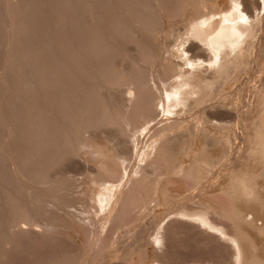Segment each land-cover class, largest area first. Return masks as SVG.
Listing matches in <instances>:
<instances>
[{
	"label": "rangeland",
	"instance_id": "obj_1",
	"mask_svg": "<svg viewBox=\"0 0 264 264\" xmlns=\"http://www.w3.org/2000/svg\"><path fill=\"white\" fill-rule=\"evenodd\" d=\"M243 3L0 0V264H264V1ZM229 9L252 13L223 56L203 29Z\"/></svg>",
	"mask_w": 264,
	"mask_h": 264
},
{
	"label": "bare ground",
	"instance_id": "obj_2",
	"mask_svg": "<svg viewBox=\"0 0 264 264\" xmlns=\"http://www.w3.org/2000/svg\"><path fill=\"white\" fill-rule=\"evenodd\" d=\"M235 1V0H234ZM246 1H248V0H246ZM245 0H244V3L243 4H245L246 6H247V4H249V2L246 4L245 2H246ZM264 1V0H263ZM240 2V1H239ZM260 2V1H259ZM235 3V2H234ZM241 3H242V1H241ZM251 3V2H250ZM135 4V3H134ZM157 4V3H156ZM255 4V3H254ZM237 5V4H236ZM234 6V7H237V6ZM240 6V5H239ZM244 6V5H243ZM243 6H240V7H242V8H244ZM249 6V5H248ZM233 7V6H232ZM250 7V6H249ZM254 7V6H253ZM134 8V7H133ZM248 8V7H247ZM221 9V8H220ZM238 9H239V7H238ZM139 10V9H138ZM222 10H224L223 8H222ZM221 10V11H222ZM240 10V9H239ZM242 10V9H241ZM246 10V9H245ZM218 11V9L216 10V12ZM232 11V10H231ZM233 11H234V9H233ZM236 11V10H235ZM238 11V10H237ZM250 11V10H249ZM13 12V11H12ZM211 13H212V11H210ZM219 12V11H218ZM242 12H244V10L242 11ZM242 12L240 11V14L242 15H240V16H236L238 19H240L239 21H237V22H231L230 23V21H233V20H235L236 19V17L234 16V14H236V12L234 13L233 12V14L231 13V15H230V9L229 10H225V11H223V12H220V20H219V22L217 23H214L213 22V24L212 25H214V24H216V25H214L213 27L212 26H210L211 24H209V22L208 21H206L205 23V26L207 25V28H205V29H203L204 28V25L202 26V24L203 23H201V22H203V21H201V22H198V23H201L200 25L203 27L202 29H203V32H205V36H203V41H205L212 49H214L215 51H216V53H218V52H220L221 51V53H222V51H224L225 50V48H226V45L228 44V45H230L231 46V48L232 49H234V48H236V47H238V45L240 44V39H236V37L235 36H237L238 38H242L245 34V32H246V30H248V28L246 27V24L244 25L243 23L244 22H248V21H246V19L245 18H249L250 17V15H251V13H248L249 14V17H247L248 16V14L246 13V12H244V13H246L245 15H246V17L245 16H243V14H242ZM134 13H135V11H134ZM209 13V12H208ZM255 13V12H254ZM214 14H216L217 15V13H214ZM219 14V13H218ZM239 14V13H238ZM207 15H209V14H207ZM234 16V18H233V16ZM256 15V14H255ZM254 15V16H255ZM218 16V15H217ZM230 16H232V17H230ZM196 17V16H195ZM208 17V16H207ZM199 18V17H198ZM209 18V17H208ZM208 18H205V19H208ZM213 18V17H212ZM219 18V17H218ZM243 18L245 19L244 21H243ZM254 17H252V19H253ZM257 18V17H256ZM256 18H254L255 20H256ZM210 19V18H209ZM237 19V20H238ZM250 20H251V17L249 18ZM216 20H218V19H216ZM248 20V19H247ZM249 20V21H250ZM255 20H253V21H255ZM213 21H214V19H213ZM14 22V21H13ZM191 22V21H190ZM189 22V23H190ZM251 23H252V21H250ZM191 23H193V22H191ZM190 23V24H191ZM197 25V23H195L194 25H190V26H192L191 27V29H190V33H195L196 34V36H197V33H199V32H197V29L200 27V26H196ZM190 26H188V27H190ZM209 26V27H208ZM249 26V25H248ZM250 26H252V25H250ZM251 28V27H250ZM142 29V28H141ZM200 29H201V27H200ZM199 29V30H200ZM205 30V31H204ZM250 30V29H249ZM188 32V31H187ZM189 33V32H188ZM189 33V34H190ZM247 33H248V31H247ZM246 33V34H247ZM11 34V33H10ZM195 34H193V35H195ZM262 35V34H261ZM190 36V35H189ZM263 36V35H262ZM202 37V36H201ZM234 37H235V39H234ZM248 37V36H247ZM13 38V37H12ZM196 38V37H195ZM194 38V39H195ZM262 40V39H261ZM243 43V42H242ZM216 45V46H215ZM243 45V44H242ZM241 45V46H242ZM147 46V45H146ZM243 47V46H242ZM227 48H229V47H227ZM238 49V48H237ZM237 49H234V50H237ZM241 49H244V48H241ZM241 49H240V51H241ZM189 50V49H188ZM247 50V49H246ZM232 52V51H231ZM230 52V53H231ZM246 52V51H245ZM236 53V52H235ZM220 54V53H219ZM223 54V56H224V53H222ZM244 54V53H243ZM242 55V54H241ZM220 56V55H219ZM245 56H246V54H245ZM213 58H215V57H213ZM212 58V59H213ZM218 59H219V57H217ZM225 58V57H224ZM218 59H215L214 61H217V63H219L218 62ZM221 59H222V57H221ZM223 60V59H222ZM222 60H221V66H222ZM226 60V59H225ZM220 61V60H219ZM226 61H228V60H226ZM213 62V61H212ZM217 63H213V64H216L217 65ZM173 64V63H172ZM244 64V63H243ZM242 64V65H243ZM174 66H177V63H176V65H175V62H174V64H173ZM218 66H219V64H218ZM213 67H214V65H213ZM171 68V67H170ZM178 68H179V66H178ZM166 71V70H165ZM148 73V72H147ZM178 73V72H177ZM176 76V75H175ZM194 76V75H193ZM166 77V76H165ZM155 78V77H154ZM191 78V77H190ZM194 78V77H193ZM179 79V78H178ZM174 80V79H173ZM184 80V79H183ZM182 80V81H183ZM189 81V80H188ZM200 81V80H199ZM156 82V81H155ZM176 82V81H175ZM192 82V81H191ZM195 82V81H194ZM134 84V83H133ZM181 84H182V82H181ZM186 84V83H185ZM188 84H189V82H188ZM199 84V83H198ZM192 85V84H191ZM195 85V84H194ZM139 86V85H138ZM142 86V85H141ZM146 86V85H145ZM179 86V85H178ZM177 86V87H178ZM182 86V85H181ZM185 86V85H184ZM183 86V87H184ZM190 86V85H189ZM196 86V85H195ZM129 87V86H128ZM175 85H174V88L172 89V90H170V91H167V89L166 90H164V92H163V97H161L160 98V100L158 101V103H160V104H162L163 102H165L166 101V103H167V100H169V99H171V98H175V96L177 95L178 97L176 98V99H178L180 96H179V94L180 93H182V92H180V91H182L181 89H183V88H181L180 89V91H178V89L176 88V90H174L175 89ZM199 88V87H198ZM257 89V88H256ZM129 90V89H128ZM188 90V89H187ZM134 91V90H133ZM193 91V90H192ZM130 94H131V97H133V93L131 92V90H130V92H129ZM140 93V92H139ZM193 93V92H192ZM149 94V93H148ZM190 94V93H189ZM199 94V93H198ZM138 95V94H137ZM187 95V94H186ZM144 96V95H143ZM182 96V95H181ZM137 97V96H136ZM135 98V97H134ZM150 98H151V96H150ZM182 99H183V97H181ZM202 98V97H201ZM153 99V98H152ZM152 99H150V101H148V102H146V100L144 101V103L145 104H143V105H146V107H147V110L149 109V106H151V109L153 108L154 109V107H153V105L155 104V101H153ZM149 100V99H148ZM175 100V99H174ZM173 100V101H174ZM184 100V99H183ZM169 102V101H168ZM178 103H179V99H178V101H177ZM182 102V101H181ZM171 103V102H170ZM174 103V102H173ZM176 103V102H175ZM174 103V104H175ZM165 104V103H164ZM168 104V103H167ZM197 104V103H196ZM135 105V104H134ZM139 105H140V102H139ZM138 105V106H139ZM163 105V104H162ZM166 105V104H165ZM164 105V106H165ZM157 106V105H156ZM170 106L171 105H169L168 107H169V110H167L168 112L170 111V112H172V109H170ZM177 106V105H176ZM182 106V105H181ZM135 107V106H134ZM144 107V106H143ZM161 109H162V107H160ZM145 109V108H144ZM158 109V108H157ZM175 109H176V107H175ZM155 110V109H154ZM166 110V109H165ZM165 110H161L162 112L163 111H165ZM174 110V109H173ZM184 110V109H183ZM138 111V110H137ZM157 112H159V110H157ZM174 112V111H173ZM246 112V111H245ZM153 113H155L154 111H153ZM165 113V112H164ZM176 114V113H175ZM178 114V113H177ZM212 114V113H211ZM162 115V114H161ZM213 115V114H212ZM147 116H150V114L149 115H147ZM155 117L157 116H159V115H156V113H155V115H154ZM206 116V115H205ZM145 117V116H144ZM151 117H153V114H151ZM151 117L149 118V117H147V118H149L150 120L148 121V119H147V121H148V123H145V124H149V126H150V129H153V126H155L157 123H155V122H157L158 121V119L156 120V118H152L151 119ZM199 117V116H198ZM161 118V117H160ZM207 118V117H206ZM142 119V118H141ZM156 120V121H155ZM162 120H164L163 118H162ZM161 120V121H162ZM182 120V119H181ZM146 121V122H147ZM160 121V120H159ZM158 121V122H159ZM152 123L154 124V125H152ZM140 124V123H139ZM159 124V123H158ZM135 125V124H134ZM144 125V124H143ZM160 125V124H159ZM141 126V125H140ZM158 127V126H157ZM213 127V126H212ZM143 128V127H142ZM141 128V129H142ZM148 129H149V127H148ZM149 129V130H150ZM164 129V128H163ZM162 129V130H163ZM127 130V129H126ZM140 131V130H139ZM148 131V130H147ZM150 132V131H149ZM141 133V132H140ZM146 133V132H145ZM111 134V133H110ZM153 134V133H152ZM157 134V133H156ZM144 135V134H143ZM153 136V135H152ZM69 139V138H68ZM68 141V140H67ZM127 141V140H126ZM51 142V141H50ZM263 150V149H262ZM70 151V150H69ZM146 152V151H145ZM57 156V155H56ZM5 157V156H4ZM119 157V156H118ZM138 157V156H137ZM144 157V156H143ZM55 159V158H54ZM136 162V161H135ZM49 163V162H48ZM25 164V163H24ZM47 164V163H46ZM39 165V164H38ZM56 166V165H55ZM142 166V165H141ZM22 167V166H21ZM45 167V166H44ZM136 168H137V166H136ZM139 173V172H138ZM150 173V172H149ZM48 175V174H47ZM132 175V174H131ZM141 175V174H140ZM25 176V175H24ZM136 178V177H135ZM21 180V179H20ZM38 180V179H37ZM133 183V182H132ZM135 187V186H134ZM104 188V187H103ZM124 188V187H123ZM106 190V189H105ZM124 190V189H123ZM112 191V190H111ZM114 191V190H113ZM13 192V191H12ZM108 192H109V190H108ZM248 192V191H247ZM104 193V192H103ZM33 194V193H32ZM45 195V194H44ZM247 195V194H246ZM112 197V196H111ZM247 198V197H246ZM102 199V198H101ZM248 200V199H247ZM243 203V202H242ZM110 204V203H109ZM255 204V203H254ZM260 204V203H259ZM244 205H246V203L244 204ZM248 205V204H247ZM246 205V206H247ZM244 207V206H243ZM247 207H249L250 208V206H247ZM241 208V207H240ZM249 208H247V209H245V210H248ZM260 208V207H259ZM242 209H244V208H242ZM241 209V210H242ZM253 209V208H252ZM255 210H256V208H254ZM258 209V208H257ZM244 210V211H245ZM259 210V209H258ZM43 211V210H42ZM251 211V210H250ZM247 212V211H246ZM259 212V211H258ZM257 212V214L259 215V213ZM262 212V211H261ZM260 212V214H262ZM241 213H243V210L241 211ZM245 213V212H244ZM243 213V214H244ZM248 213V212H247ZM249 213H251V212H249ZM242 214V215H243ZM252 214V213H251ZM27 215V214H26ZM31 215V214H30ZM195 215V214H194ZM196 216V215H195ZM203 216V215H202ZM260 216V215H259ZM261 217V216H260ZM254 218H256V217H254ZM258 218V217H257ZM169 219V218H168ZM28 221V220H27ZM16 224V223H15ZM22 228V227H21ZM91 228V227H90ZM32 229V228H31ZM24 230V229H23ZM22 232V231H21ZM102 233V232H101ZM25 240V239H24ZM161 240V239H160ZM249 241V240H248ZM160 242V241H159ZM162 242V241H161ZM26 243V242H25ZM128 243V242H127ZM244 250H245V248H244ZM242 251V250H241ZM238 253V252H237ZM248 253V252H247ZM242 254V253H241ZM113 257V256H112ZM161 260V259H160ZM248 262V261H247Z\"/></svg>",
	"mask_w": 264,
	"mask_h": 264
}]
</instances>
